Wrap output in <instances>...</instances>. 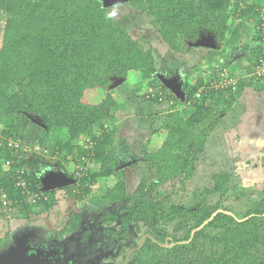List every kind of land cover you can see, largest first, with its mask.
Wrapping results in <instances>:
<instances>
[{
  "label": "trees",
  "instance_id": "trees-1",
  "mask_svg": "<svg viewBox=\"0 0 264 264\" xmlns=\"http://www.w3.org/2000/svg\"><path fill=\"white\" fill-rule=\"evenodd\" d=\"M232 1L123 0V4L136 23H141L140 17L145 14L152 17L156 34L175 51L211 37L215 43H222V53L226 48L245 49L244 58L251 66L260 55L254 43L258 36L238 44L247 27L243 20L235 25L233 16L239 13L238 18L245 22L257 20L256 9L262 0H253L239 11L238 1ZM0 15V191L10 201V205L0 203V210L14 207L28 218L34 208L45 211L56 203L57 189L42 188V168L51 167V161L42 155L37 156V161L26 159L23 152L15 153L6 144L9 136L22 140V115L38 120L48 131L65 133L63 141L45 146L52 155L64 150L65 155L74 153L77 148L76 163L84 165L81 157L91 152L89 158L98 169L82 172L78 186L66 187L68 195L82 200L100 178L117 175L120 178L105 198L122 200L126 195V172L117 168L115 127L104 129V124L115 122L114 108L118 103L113 97L114 82L126 80L130 71H139L149 87L160 86L161 95L158 88L154 94L146 90L140 95L141 101L160 105L168 97V89L155 76L151 48L145 49L128 32L127 16L123 17L125 23L120 20L122 25L115 24L103 0H0ZM202 82L199 78L189 84L183 78L184 102L193 106V112L188 116L180 115L177 109L168 112L162 129L153 131L139 149L156 172L153 186L175 176H191L197 154L204 150L209 132L219 122L218 117L208 121L213 110L220 103L231 105L242 92L241 87L207 88L196 97ZM80 138L85 139V145L94 142L93 147H76L74 142L79 143ZM126 144L119 143L125 151ZM6 160H12L8 168L3 164ZM19 168L24 169L26 187L17 184ZM216 179L212 189H205L198 197L194 194L190 206L144 197L129 208L121 217L120 231L113 234L127 238L128 226L135 220L149 228L142 245L131 246L132 264H264V197L239 218L220 201L205 202L210 193L223 196L228 192V175L224 173ZM139 188L143 189L144 183ZM213 213L190 239L191 231ZM115 218V213L101 217L107 222ZM81 219L78 212L70 214L63 231L78 232ZM169 224L173 225L170 232L166 229Z\"/></svg>",
  "mask_w": 264,
  "mask_h": 264
},
{
  "label": "rangeland",
  "instance_id": "rangeland-1",
  "mask_svg": "<svg viewBox=\"0 0 264 264\" xmlns=\"http://www.w3.org/2000/svg\"><path fill=\"white\" fill-rule=\"evenodd\" d=\"M103 2L104 6L110 9L115 24L122 25L126 22L123 17L127 16L128 32L138 39L145 49L151 48L157 69L155 76L168 89V97L164 98L163 106L157 109L149 108L150 103L143 104L140 95L148 90L150 84L142 79L137 70L131 71L127 80L114 82L113 97L120 103L114 108L115 122L107 121L104 129L111 130L118 122L119 125H130L135 134L131 135L135 139L124 136L128 143L127 151L119 145L121 133H114L113 136L118 150L117 168L126 172L123 175L126 195L120 201L105 198L107 191L120 178L117 175L100 178L82 200L68 195L66 187L78 186L81 178V175H70L76 174L75 169L81 165L76 163L77 148L74 153L65 155L64 150L52 155L45 146L50 147L56 141H63L65 133L48 131L43 124L29 115L19 116L21 152L26 159L37 161V156L42 155L51 161V167L42 168V188L57 189L54 196L56 203L45 211H37L34 208L28 218L14 207L0 210V264H122L127 251L132 245L140 243L142 236L149 229L143 222L135 220L128 226L125 233L127 238L113 234L120 231L121 217L126 215L130 207L135 206L136 202L144 197L168 204L190 206L195 195L198 197L205 189H212L216 177L224 173L228 175L225 182L228 192L223 196L218 192L210 193L205 198L206 203L220 201L237 217L242 218L264 197V78L251 79L250 69L239 66L240 58L246 56L245 49L238 47L232 51L226 48L222 53V43L217 44L211 37H203L196 42L182 45L180 51H175L156 34L157 25L152 21V17L145 14L140 17L141 23H136L129 11L125 10L123 0ZM252 3L253 0H247L245 5ZM260 5H264L263 0ZM238 14L233 16L235 25L243 20V24L249 27L244 23V18H238ZM2 19L0 15V29ZM255 21L252 20L253 26ZM252 35H257L256 26L242 34L238 44L247 42ZM219 52L222 54H217ZM233 61L238 67L231 66ZM220 65H228L238 77V87L242 88L241 95L231 105L220 103L213 110L208 121L218 117L219 122L209 132L204 150L197 154L191 176L187 179H182L180 175L175 176L158 186H153L151 182L157 178L156 172L149 160L142 159L139 148L147 143L153 131L162 129L168 112L177 108L182 116L193 112V106L188 107L190 104L184 102V91L182 90V93L180 88L182 78L187 77V82L190 79L191 84L196 81L191 77L201 78L203 84L216 82ZM173 97L177 99L176 102ZM134 124L140 129L132 128ZM97 132H101V129ZM75 143L76 147H84L85 139L80 138L79 143ZM64 156L66 158H63ZM60 161L64 170L59 164ZM138 165L139 169L136 170ZM98 167L90 159L86 171H93ZM141 183H144L143 189L139 188ZM75 190L76 188H73V191ZM75 212L80 213L82 217L80 230L63 231L70 214ZM111 213L116 215L114 220L105 222L101 219ZM172 228V224L166 226L169 232Z\"/></svg>",
  "mask_w": 264,
  "mask_h": 264
},
{
  "label": "built area",
  "instance_id": "built-area-1",
  "mask_svg": "<svg viewBox=\"0 0 264 264\" xmlns=\"http://www.w3.org/2000/svg\"><path fill=\"white\" fill-rule=\"evenodd\" d=\"M238 1L239 4V10H242L246 8L245 3L247 0H233L232 2ZM264 1V0H263ZM257 20L255 21V26L257 29V36H258V47H259V57L257 60L250 66V78L251 79H259L264 78V5H261L257 9ZM218 79L216 82L211 83H204L195 93L196 97H200L201 93H203L207 88H222V87H228L230 86L232 90H235L238 87L239 79L234 74V72L228 67V65H220L218 66ZM158 88L159 94L161 95V90H159L160 86H151L148 88V92L154 94V90ZM147 97H149L147 95ZM6 144L7 146L15 153H19L22 150V142L13 138H6ZM94 145V142L89 141L85 146L86 148H92ZM91 152L87 153V156H82L81 160H85L84 165H80L77 167L76 175H81L87 169V165L89 163V158L91 156ZM89 159V160H88ZM12 160H6L4 161V167H9ZM24 172V169L19 168L16 170L17 174V184L21 185L23 187H26V181L22 178V174ZM36 198H39V196L36 195ZM0 203L3 205H10V201L7 200L6 195L4 191H0Z\"/></svg>",
  "mask_w": 264,
  "mask_h": 264
},
{
  "label": "crops",
  "instance_id": "crops-1",
  "mask_svg": "<svg viewBox=\"0 0 264 264\" xmlns=\"http://www.w3.org/2000/svg\"><path fill=\"white\" fill-rule=\"evenodd\" d=\"M248 22V21H247ZM244 22V23H246L247 24V26H249V27H247L246 28V32H248V30L251 28V30L255 27V26H253L254 25V23L252 22V20H250V22ZM221 58V57H220ZM240 60H241V62H240V64H239V66L240 67H243V68H246L247 70L250 68V65L248 64V61L244 58V57H241L240 58ZM237 66V63H235V67ZM238 67V66H237ZM131 72V71H130ZM129 72V73H130ZM129 73H128V75H129ZM191 76V75H190ZM189 76V77H190ZM128 78V77H127ZM127 78H126V80H127ZM187 78V77H186ZM193 80H197V79H199L198 77H191ZM183 79V78H182ZM190 80V79H189ZM188 80V82L189 83H191V81H189ZM181 88V91L183 90L182 89V87H180ZM182 93H183V91H182ZM183 95H184V93H183ZM184 97V96H183ZM114 99L116 100V98L114 97ZM180 99H182L181 97H180ZM116 102L119 104L120 102L119 101H117L116 100ZM143 104H149L148 102H143ZM149 105H151L149 108H153V109H157V108H159V107H161V106H163L162 104H160V105H154V104H149ZM191 105H189L188 107H190ZM177 108V107H176ZM189 108H187V110H188ZM177 110H179L178 108H177ZM190 114V113H189ZM154 115V117H155V114H153ZM142 119V118H141ZM143 120H147V118H143ZM126 125V126H125ZM133 127L132 128H134V127H136V130H138V129H140L139 128V126L138 125H136V124H134V125H132ZM120 134L119 136H120V142H122V141H125L126 142V140H125V138H124V136L125 137H127V138H129V139H135V137L134 136H131V135H135L134 134V132L132 131V129H130V125H127V124H121L120 123V125H119V123L118 122H116V125H115V134ZM151 135V134H150ZM149 135V136H150ZM131 137V138H130ZM122 138V139H121ZM149 138V137H148ZM147 139V138H146ZM128 144V143H127ZM115 145H117L116 144V142H115ZM140 149V148H139ZM140 153V152H139ZM142 159L144 160L145 158L144 157H142ZM139 169V165L138 166H136V170H138Z\"/></svg>",
  "mask_w": 264,
  "mask_h": 264
},
{
  "label": "water",
  "instance_id": "water-1",
  "mask_svg": "<svg viewBox=\"0 0 264 264\" xmlns=\"http://www.w3.org/2000/svg\"><path fill=\"white\" fill-rule=\"evenodd\" d=\"M218 211H222V209H219ZM230 213V212H229ZM231 214V213H230ZM215 215V213H213L212 215H211V217H209L208 219H206L201 225H199L197 228H195V229H193L192 231H191V235H190V239H191V237L193 236V234L197 231V230H199V229H201L213 216ZM241 220H243V219H241ZM189 239V240H190ZM143 240H144V236L141 238V241H140V243H139V247L142 245V242H143ZM131 251H129V253H130ZM128 253V254H129ZM127 259V258H126Z\"/></svg>",
  "mask_w": 264,
  "mask_h": 264
},
{
  "label": "flooded vegetation",
  "instance_id": "flooded-vegetation-1",
  "mask_svg": "<svg viewBox=\"0 0 264 264\" xmlns=\"http://www.w3.org/2000/svg\"><path fill=\"white\" fill-rule=\"evenodd\" d=\"M105 222H107V221H105ZM115 235V234H114ZM147 234H144L143 236L145 237ZM142 236V237H143ZM129 251H131L130 253H129ZM133 252V249H129L128 251H127V253L125 254V256H124V259H123V262H122V264H132V262H131V260H130V255H131V253ZM129 253V254H128ZM127 258V259H126Z\"/></svg>",
  "mask_w": 264,
  "mask_h": 264
}]
</instances>
